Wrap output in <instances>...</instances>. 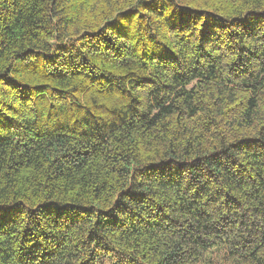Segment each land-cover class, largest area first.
I'll return each instance as SVG.
<instances>
[{
    "label": "trees",
    "instance_id": "1",
    "mask_svg": "<svg viewBox=\"0 0 264 264\" xmlns=\"http://www.w3.org/2000/svg\"><path fill=\"white\" fill-rule=\"evenodd\" d=\"M0 264H264V0H0Z\"/></svg>",
    "mask_w": 264,
    "mask_h": 264
}]
</instances>
